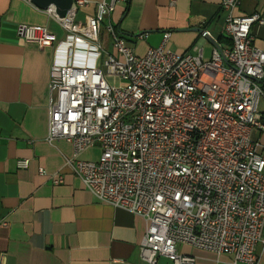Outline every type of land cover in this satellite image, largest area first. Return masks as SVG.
<instances>
[{
    "label": "built area",
    "instance_id": "obj_1",
    "mask_svg": "<svg viewBox=\"0 0 264 264\" xmlns=\"http://www.w3.org/2000/svg\"><path fill=\"white\" fill-rule=\"evenodd\" d=\"M73 1L77 8L88 3ZM119 1L98 2L84 24L75 12L59 18L47 10L66 31L62 41L43 27H18L24 42L55 48L46 141L72 145L66 165L100 203L144 219L146 264H195L179 253L182 245L231 256L233 264H260L264 50L253 46L251 28L264 18L234 17L240 0H221L228 44L214 47L208 60L200 42L191 52L169 50V33L139 57L111 26L110 54L100 31ZM95 147L99 160L78 159ZM29 165L18 162L22 170ZM39 174L46 175L41 168Z\"/></svg>",
    "mask_w": 264,
    "mask_h": 264
},
{
    "label": "crops",
    "instance_id": "obj_2",
    "mask_svg": "<svg viewBox=\"0 0 264 264\" xmlns=\"http://www.w3.org/2000/svg\"><path fill=\"white\" fill-rule=\"evenodd\" d=\"M87 1L75 13L77 23L94 16L102 0ZM220 3L120 0L104 21L99 40L113 54L107 30L111 26L141 57L159 47L169 33V50L191 52L200 42L203 58L208 60L214 47L228 44L223 34L228 13ZM231 14L264 18V0H240ZM21 25L46 28L59 41L66 37L48 11L26 0H0V264H146L140 257L144 219L100 203L66 165L74 155L72 145L46 141L55 48L39 49L24 42L17 34ZM251 35L253 46L264 50V25H253ZM261 105L264 114V99ZM100 154L99 148H90L78 159L97 161ZM21 160H30L27 169L18 168ZM40 168L46 175L39 174ZM55 176L63 182L54 184ZM178 251L194 256L195 264H233L231 256L187 245ZM255 253L264 264V245L259 244ZM156 264L171 262L159 258Z\"/></svg>",
    "mask_w": 264,
    "mask_h": 264
},
{
    "label": "water",
    "instance_id": "obj_3",
    "mask_svg": "<svg viewBox=\"0 0 264 264\" xmlns=\"http://www.w3.org/2000/svg\"><path fill=\"white\" fill-rule=\"evenodd\" d=\"M30 3L44 11L52 9L59 18H66L70 13H76L78 9L73 0H30ZM195 31L206 36L203 30L196 29Z\"/></svg>",
    "mask_w": 264,
    "mask_h": 264
},
{
    "label": "rangeland",
    "instance_id": "obj_4",
    "mask_svg": "<svg viewBox=\"0 0 264 264\" xmlns=\"http://www.w3.org/2000/svg\"><path fill=\"white\" fill-rule=\"evenodd\" d=\"M103 25V24H102ZM105 37V42L107 43V38H106V36H104ZM110 82H113V80H109ZM260 111L262 112V105L260 106ZM260 141L262 142V143H264V134H262L261 135V138H260Z\"/></svg>",
    "mask_w": 264,
    "mask_h": 264
},
{
    "label": "trees",
    "instance_id": "obj_5",
    "mask_svg": "<svg viewBox=\"0 0 264 264\" xmlns=\"http://www.w3.org/2000/svg\"><path fill=\"white\" fill-rule=\"evenodd\" d=\"M261 85H262V89H264V81H262Z\"/></svg>",
    "mask_w": 264,
    "mask_h": 264
}]
</instances>
